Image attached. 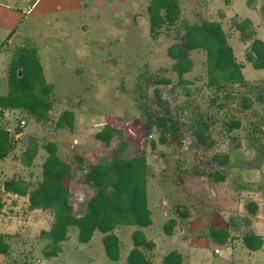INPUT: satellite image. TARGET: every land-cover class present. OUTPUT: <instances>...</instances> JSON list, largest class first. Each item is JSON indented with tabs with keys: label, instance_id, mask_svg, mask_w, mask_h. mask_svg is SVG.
<instances>
[{
	"label": "rangeland",
	"instance_id": "obj_1",
	"mask_svg": "<svg viewBox=\"0 0 264 264\" xmlns=\"http://www.w3.org/2000/svg\"><path fill=\"white\" fill-rule=\"evenodd\" d=\"M150 2L0 0V43L15 29L0 48V96L7 93L9 63L18 48L35 49L51 88L50 108L38 121L25 110L3 111L16 145L0 161V235L8 246L0 264H128L136 229L151 243L139 246L151 264H164L170 252L179 253L181 264H264V70L247 58L254 40L264 45V0H178V18L156 33L149 31ZM204 22L219 24L241 67L243 83L226 87L234 95L228 100L206 86L204 49L186 53L191 68L181 76L168 55L183 43L186 24ZM166 111L178 128L162 144L159 131H148L144 119ZM227 116L239 121L237 129H226ZM195 121L210 126L202 142ZM30 143L37 152L27 165L22 157ZM47 143L71 167L64 183L76 218L95 193L85 178L89 166L143 158L151 223L112 231L116 261L105 254V234L95 231L81 243L76 227L67 228L54 253L46 252L53 251L46 237L53 212L32 206L28 194L41 181ZM216 154H226L227 161L211 162ZM211 166L223 173V182L211 180ZM11 181L26 194L6 190ZM210 226L228 232L223 246L212 242ZM252 234L260 237L253 252L243 243Z\"/></svg>",
	"mask_w": 264,
	"mask_h": 264
},
{
	"label": "trees",
	"instance_id": "obj_2",
	"mask_svg": "<svg viewBox=\"0 0 264 264\" xmlns=\"http://www.w3.org/2000/svg\"><path fill=\"white\" fill-rule=\"evenodd\" d=\"M148 24L150 33H156L164 24H172L179 15L178 0H151L148 6ZM21 22V21H20ZM19 22V23H20ZM185 34L182 44L168 49V55L174 58L175 71L181 76L191 68V60L186 53L192 49H204L206 51V86L223 91L225 98L234 95L226 91L231 84L243 83L240 72V64L234 60L231 48L226 44L220 26L216 22H204L201 26L185 25ZM12 29L8 36L0 43V48L14 33ZM251 53L247 56L252 67L256 70H264V45L254 40L251 44ZM35 49L18 48L13 52L7 73V93L0 96V161L7 157L13 150L16 140L4 126V110H25L35 120L49 110L48 94L51 88L45 84L40 63L36 57ZM20 75H18V71ZM261 95H258L259 97ZM212 104H217L213 101ZM221 108V107H220ZM227 118V119H226ZM224 118L223 123L227 130L237 129L240 125L235 119ZM145 120L147 130L155 127L159 131V142L167 143V139L176 137L178 124L166 111L163 117L151 115ZM196 122V121H195ZM61 126L60 123H57ZM209 125L196 122L195 135L202 142L207 138ZM261 127H259L260 130ZM34 144H29L24 152L22 160L28 165L31 158L37 152ZM44 149L48 153L41 165V181L36 188L28 194V200L32 206L41 209H49L53 212V224L46 237L51 241V249L46 251L54 253L57 244L67 239V228L78 229L77 239L81 243H87L92 234L98 231L105 234L102 238L107 257L116 261L118 259V240L113 230L120 226L135 225L146 227L151 223L150 212L146 206V172L143 158L123 159L111 162H99L88 167L86 180L94 188L95 193L88 199L85 213L76 218L71 214L68 205L69 192L65 186V179L71 177V167L55 155V145L47 143ZM212 161L224 163L227 155L219 154L212 157ZM208 165V163H206ZM213 182H223L224 175L218 169L208 171ZM6 190H12L19 195L26 194L24 188L15 181L7 183ZM252 206L254 210L255 206ZM168 221L165 225L170 227ZM166 230V231H167ZM208 235L219 246H223L228 239L226 229L210 226ZM230 238L229 240H231ZM134 247L127 256L128 264H151L139 250V246L149 248V242L144 240L141 230L136 229L132 234ZM245 247L256 251L260 246V237L249 235L244 240ZM8 246L0 235V254L7 252ZM164 264H181V257L177 252H170L164 257Z\"/></svg>",
	"mask_w": 264,
	"mask_h": 264
}]
</instances>
